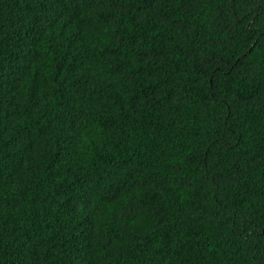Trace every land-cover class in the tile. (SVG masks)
Here are the masks:
<instances>
[{
    "label": "trees",
    "instance_id": "1",
    "mask_svg": "<svg viewBox=\"0 0 264 264\" xmlns=\"http://www.w3.org/2000/svg\"><path fill=\"white\" fill-rule=\"evenodd\" d=\"M0 264H264V0H0Z\"/></svg>",
    "mask_w": 264,
    "mask_h": 264
}]
</instances>
